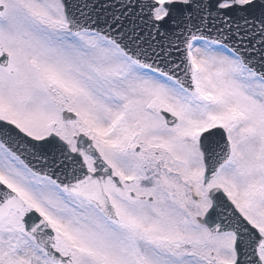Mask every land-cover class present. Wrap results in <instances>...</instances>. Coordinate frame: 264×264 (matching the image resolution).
<instances>
[{
    "label": "snow or ice",
    "instance_id": "1",
    "mask_svg": "<svg viewBox=\"0 0 264 264\" xmlns=\"http://www.w3.org/2000/svg\"><path fill=\"white\" fill-rule=\"evenodd\" d=\"M0 264H264V0H0Z\"/></svg>",
    "mask_w": 264,
    "mask_h": 264
}]
</instances>
